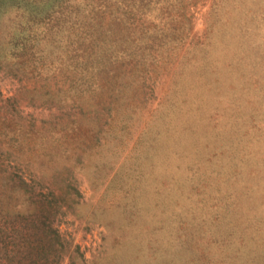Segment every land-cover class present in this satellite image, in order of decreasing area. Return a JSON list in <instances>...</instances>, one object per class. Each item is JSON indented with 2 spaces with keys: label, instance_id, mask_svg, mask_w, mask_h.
Wrapping results in <instances>:
<instances>
[{
  "label": "rangeland",
  "instance_id": "374dc122",
  "mask_svg": "<svg viewBox=\"0 0 264 264\" xmlns=\"http://www.w3.org/2000/svg\"><path fill=\"white\" fill-rule=\"evenodd\" d=\"M0 258L264 264V0H0Z\"/></svg>",
  "mask_w": 264,
  "mask_h": 264
},
{
  "label": "trees",
  "instance_id": "16d2710c",
  "mask_svg": "<svg viewBox=\"0 0 264 264\" xmlns=\"http://www.w3.org/2000/svg\"><path fill=\"white\" fill-rule=\"evenodd\" d=\"M16 239L17 238H9L7 241H11L10 243H13V240H16ZM13 262H15V260H13ZM0 264H5V262L1 258H0Z\"/></svg>",
  "mask_w": 264,
  "mask_h": 264
}]
</instances>
